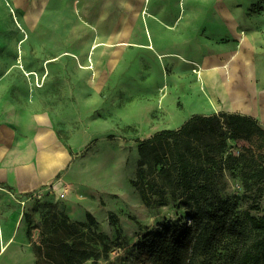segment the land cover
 <instances>
[{
    "label": "rangeland",
    "instance_id": "374dc122",
    "mask_svg": "<svg viewBox=\"0 0 264 264\" xmlns=\"http://www.w3.org/2000/svg\"><path fill=\"white\" fill-rule=\"evenodd\" d=\"M2 1L10 30H0V133L20 145L18 162L36 178L2 211L20 214L31 246L13 257L37 264L46 218L66 217L84 225L93 246L108 244L98 264H146L136 249L142 236L189 211L177 200L143 201L133 183L139 141L195 114L227 111L205 59L238 53L245 35L263 55L264 1ZM247 18L253 26H243ZM214 167L207 200L264 217V135L231 136ZM223 248L213 264H232Z\"/></svg>",
    "mask_w": 264,
    "mask_h": 264
},
{
    "label": "trees",
    "instance_id": "16d2710c",
    "mask_svg": "<svg viewBox=\"0 0 264 264\" xmlns=\"http://www.w3.org/2000/svg\"><path fill=\"white\" fill-rule=\"evenodd\" d=\"M256 133L264 135V130L253 117L222 111L195 114L179 128L139 141L141 162L133 183L143 201L164 205L177 200L189 211L187 219L166 220L142 236L136 249L144 263L213 264L228 246L232 264H264V217L239 210L228 200L217 205L207 200L214 166L229 138ZM81 226L66 217L59 224L56 217L46 218L42 242L35 246L37 264H83L90 259L98 264L107 256L108 244L102 250L93 246Z\"/></svg>",
    "mask_w": 264,
    "mask_h": 264
},
{
    "label": "crops",
    "instance_id": "0c3cea01",
    "mask_svg": "<svg viewBox=\"0 0 264 264\" xmlns=\"http://www.w3.org/2000/svg\"><path fill=\"white\" fill-rule=\"evenodd\" d=\"M15 3L20 7L24 4V0H16ZM8 14L9 8L2 1L0 30H10ZM254 21L247 18L242 23L243 26H253ZM257 21L264 30V12ZM248 42L249 39L245 35L238 53L218 59L211 55L204 63L213 64L210 67V74L215 77L210 75V79L215 81L214 87L218 86L215 89L216 99L223 101L227 110L225 112L251 116L259 119L264 125V54L259 56L254 54V47ZM3 133H0V264H25V260L19 262V257H13L24 254L26 249H31L30 244L26 242L28 236L23 218L17 212H10L9 217L5 219L2 211L8 208L7 203L12 202L17 205L12 193L23 192L31 183H35L36 178L31 167L26 168L18 162L20 156L17 150L20 145L16 142L10 144L8 133L5 131ZM10 145L13 148L11 154ZM23 156L24 154L21 157ZM28 261L33 264V260Z\"/></svg>",
    "mask_w": 264,
    "mask_h": 264
},
{
    "label": "bare ground",
    "instance_id": "6f19581e",
    "mask_svg": "<svg viewBox=\"0 0 264 264\" xmlns=\"http://www.w3.org/2000/svg\"><path fill=\"white\" fill-rule=\"evenodd\" d=\"M24 31H25V30H24ZM223 56H224V55L220 53V54H216L215 57L218 59V58H222ZM207 58H208V57H207ZM207 58H206V59H207ZM207 60H208V59H207ZM193 63L196 64L195 62H193ZM202 69H203V68H202ZM210 70H211V69H210ZM210 70H209V72H210ZM198 73H201V74H202L203 71H199V70H198ZM210 82L214 83L215 81H213V79H212ZM214 84H215V83H214ZM221 84H222V86H223V83H221ZM180 85H183V84H180ZM215 85H216V84H215ZM224 91H225V89H224ZM193 95H194V93H193ZM200 103H201L200 101L196 102L195 100L192 99V101H191L192 108H195V107L198 108V107H200Z\"/></svg>",
    "mask_w": 264,
    "mask_h": 264
}]
</instances>
